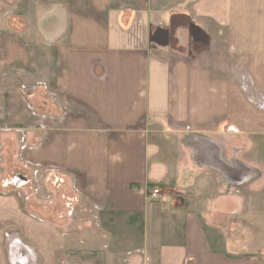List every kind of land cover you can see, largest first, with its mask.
Here are the masks:
<instances>
[{
	"label": "crops",
	"instance_id": "1",
	"mask_svg": "<svg viewBox=\"0 0 264 264\" xmlns=\"http://www.w3.org/2000/svg\"><path fill=\"white\" fill-rule=\"evenodd\" d=\"M0 264H264V0H0Z\"/></svg>",
	"mask_w": 264,
	"mask_h": 264
},
{
	"label": "built area",
	"instance_id": "2",
	"mask_svg": "<svg viewBox=\"0 0 264 264\" xmlns=\"http://www.w3.org/2000/svg\"><path fill=\"white\" fill-rule=\"evenodd\" d=\"M149 199L151 201H159L161 198V195L159 193V191L157 189H153L150 193H149Z\"/></svg>",
	"mask_w": 264,
	"mask_h": 264
},
{
	"label": "water",
	"instance_id": "3",
	"mask_svg": "<svg viewBox=\"0 0 264 264\" xmlns=\"http://www.w3.org/2000/svg\"><path fill=\"white\" fill-rule=\"evenodd\" d=\"M25 183V179H23L22 177H16L13 179L12 181V184L15 186V187H20L22 185H24Z\"/></svg>",
	"mask_w": 264,
	"mask_h": 264
},
{
	"label": "rangeland",
	"instance_id": "4",
	"mask_svg": "<svg viewBox=\"0 0 264 264\" xmlns=\"http://www.w3.org/2000/svg\"><path fill=\"white\" fill-rule=\"evenodd\" d=\"M43 108H41L40 110H42Z\"/></svg>",
	"mask_w": 264,
	"mask_h": 264
}]
</instances>
